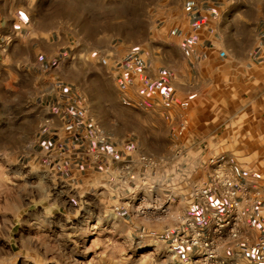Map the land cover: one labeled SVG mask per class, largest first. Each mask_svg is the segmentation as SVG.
I'll use <instances>...</instances> for the list:
<instances>
[{
  "label": "rangeland",
  "instance_id": "rangeland-1",
  "mask_svg": "<svg viewBox=\"0 0 264 264\" xmlns=\"http://www.w3.org/2000/svg\"><path fill=\"white\" fill-rule=\"evenodd\" d=\"M1 1L7 6L14 3L22 13L24 36L31 32L48 37L50 44L44 49L59 51L52 65L57 73L51 71L55 80L58 84L77 85L97 125L107 134L113 131L117 140L127 141L128 162L141 155L167 162L164 171L145 175L147 189L154 185L158 188L156 198L149 197L150 204L161 205L170 192L188 190L175 179L199 181L202 155L206 158L218 154L246 169L255 166L264 172V123H253L250 129L248 119L238 121L228 103L233 99L231 90L224 92V105L217 106L206 98L184 114L179 111L188 119L181 136L176 134L178 122L158 117L162 111L156 103L146 102L140 108L120 99L118 85L123 87V83L116 58L132 50L148 57L158 46L168 43L170 34L178 35L182 26L178 17L185 0ZM192 2L213 10L214 27L226 33L231 48L238 44L237 39L246 48L254 40V27L264 29V0H188L187 4ZM10 44L5 46L7 52ZM6 53L0 55L2 68ZM62 59L66 64L56 68ZM204 70L203 66L199 68V83L218 80L219 73L209 78ZM17 84L24 88L28 81ZM216 111L222 113L224 121H202L203 115ZM9 123L0 132V264H198L194 257L187 256L184 245L181 250L174 248L172 235L163 232L174 220L169 212L156 209L145 217L120 216L119 209L131 210L137 202L116 194L121 187L114 178H110V185L107 178H98L100 174L89 173L78 179L69 170H43L39 159L32 163L34 155L40 156L41 152L33 146L34 127L27 125L24 132L22 121L14 122V130ZM200 133L208 136L207 154L199 151L196 136ZM178 144L183 149L175 158L170 149ZM145 147L150 152L137 153ZM176 160L182 166L186 164V169L172 168ZM134 172L136 180L130 190L136 192L142 171L136 166ZM238 231L240 240L239 224ZM234 242L228 238L218 240L220 264H264L260 243L241 247L249 250L250 256H244L238 251L239 242Z\"/></svg>",
  "mask_w": 264,
  "mask_h": 264
},
{
  "label": "crops",
  "instance_id": "crops-1",
  "mask_svg": "<svg viewBox=\"0 0 264 264\" xmlns=\"http://www.w3.org/2000/svg\"><path fill=\"white\" fill-rule=\"evenodd\" d=\"M187 1H184L185 6L178 17L182 22L178 35L170 34L168 43L158 46L148 57L132 50L116 58L115 63L120 64L117 71L120 73L119 80L123 83V87L118 85L120 99L124 104L130 101L140 108L146 102L152 105L156 103V108L162 111L158 116L161 120L179 124L185 120L188 127L187 116L183 114L190 106L206 98L217 106L224 105L221 104L225 103L224 92L231 90L233 99L228 103L232 106L235 118L240 122L248 119L250 129L253 123H264V29L257 30L254 27V40L246 48L243 49L240 39L231 48L226 33L214 27L213 10L206 8L203 3L187 4ZM24 28L26 22L15 4L9 3L7 6L0 0V55L7 52L5 46L11 43L8 52L3 55L5 65L3 68L0 65V132L4 130L6 122H10L12 125L9 128L14 130L15 123L22 121L24 132L27 125H32L33 146L39 147L41 151L40 156L32 153L36 159L32 163L39 159L43 170L50 173L53 170H69L78 179L89 173L100 174L98 178H107L108 184L112 185L110 178L115 168L128 162L129 144L126 140H117L113 131L108 132L109 138L103 144L92 141L97 119L87 112L88 106L78 86L58 84L56 75L51 72L57 73L52 67L59 51L46 50L50 44L48 37L34 36L31 32L24 36ZM237 46L240 48L237 49ZM59 61L56 68L66 64L65 59ZM202 66L209 78L214 72L219 73L218 80L213 83L209 79L208 82L199 83L196 76ZM21 80L28 81L24 88L18 87L17 83ZM163 107H167L168 111ZM213 119L224 121L222 113L218 111L202 116V121ZM196 138H199L201 146L199 151L207 154L208 136L200 133ZM178 145H173L171 152L177 148L183 149L181 144ZM145 148L143 151L138 149L137 153L150 152L149 148ZM201 157L200 180L175 179L184 183L188 190L183 193L179 191L178 194L170 192L168 212L174 220L163 228V232L172 235L174 248L181 250L183 245L179 239L188 234L183 220H193L205 236H210L213 230L212 214L223 215L225 208L230 205L226 197L208 188L209 175L216 166L229 176L236 189L239 203L234 214L241 234L238 251L250 256L249 250L241 248L248 243H260L264 248V172L255 166L246 169L237 161L226 160L225 156L218 154ZM212 157H215L217 165L209 162ZM179 161L176 160L172 168L177 171L186 169V164L182 166ZM175 180L173 183H177ZM193 186L200 187L205 192V198L212 201L209 209H203L192 199ZM157 190L156 185L149 189L143 186L139 193L149 199L151 195L157 196ZM117 212L128 219L134 217L129 208L122 207ZM142 226L145 231L146 226ZM185 248L186 253H189L187 256L194 255V248Z\"/></svg>",
  "mask_w": 264,
  "mask_h": 264
},
{
  "label": "built area",
  "instance_id": "built-area-1",
  "mask_svg": "<svg viewBox=\"0 0 264 264\" xmlns=\"http://www.w3.org/2000/svg\"><path fill=\"white\" fill-rule=\"evenodd\" d=\"M187 129V121L183 120L180 122L176 129V134L181 136ZM106 131L97 124H94V130L91 135L93 142L103 144L108 139ZM182 153L180 148L175 149L174 157ZM211 164H216L215 157L209 158ZM175 163V161L173 162ZM167 165L163 159H156L155 157L141 155L135 161L125 162L118 167L117 171L114 172L111 178H114L117 185L121 187L118 190V194L121 197L129 198L133 202H137L136 206L131 209V213L135 216L145 217L150 213L154 214V210L158 209L160 212H168L169 202L171 199V193H169L163 203L152 205L148 201L146 195L139 193V189L146 186L145 175L150 172L164 171ZM138 168L141 172V177L137 180V191L132 189L134 187V181L136 175L134 167ZM208 188L215 194L222 197H226L230 201V205L225 208L223 215L213 213L211 218L213 222V230L210 236H205L202 233L200 227L190 219L183 220L186 224L188 234L179 239V243L194 248L195 262L198 264H220V258L218 255V240L229 239L238 243L239 231H238V219L234 214V209L238 206V200L236 198V189L231 183L229 176L225 175L223 170L216 166L215 170L211 171L208 178ZM123 195V196H122ZM192 199L198 202L199 205L207 210L212 206V201L205 198V192L197 186H194L191 192ZM156 198V197H155ZM251 215L249 216V218Z\"/></svg>",
  "mask_w": 264,
  "mask_h": 264
}]
</instances>
